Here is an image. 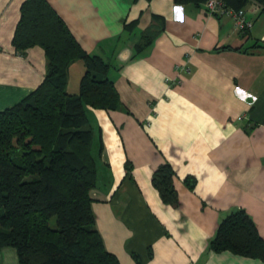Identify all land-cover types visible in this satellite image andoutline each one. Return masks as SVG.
I'll use <instances>...</instances> for the list:
<instances>
[{
    "label": "crops",
    "instance_id": "0c3cea01",
    "mask_svg": "<svg viewBox=\"0 0 264 264\" xmlns=\"http://www.w3.org/2000/svg\"><path fill=\"white\" fill-rule=\"evenodd\" d=\"M23 1L0 0V110L45 73L40 44L12 42ZM47 1L84 50L111 61L123 106L88 111L102 139L90 195L105 249L120 264H264L209 246L220 219L237 207L264 237L261 5L243 6L252 25L241 32L229 14L208 13L204 2ZM78 63L70 88L68 68L71 91L84 70ZM163 162L175 170L176 204L151 181ZM0 264H19L13 246L0 245Z\"/></svg>",
    "mask_w": 264,
    "mask_h": 264
},
{
    "label": "trees",
    "instance_id": "16d2710c",
    "mask_svg": "<svg viewBox=\"0 0 264 264\" xmlns=\"http://www.w3.org/2000/svg\"><path fill=\"white\" fill-rule=\"evenodd\" d=\"M174 1L200 7L205 0ZM248 1L224 0L234 9ZM255 1L264 9V0ZM12 42L16 48L40 44L46 68L39 85L0 110V245L13 246L19 264H120L95 227L90 195L102 139L89 108L123 107L109 76L111 61L84 50L47 0L21 3ZM75 59L84 70L71 91L68 68ZM174 174L163 162L151 178L172 204L178 202ZM209 246L264 258V237L242 207L220 219Z\"/></svg>",
    "mask_w": 264,
    "mask_h": 264
},
{
    "label": "built area",
    "instance_id": "2783aa9c",
    "mask_svg": "<svg viewBox=\"0 0 264 264\" xmlns=\"http://www.w3.org/2000/svg\"><path fill=\"white\" fill-rule=\"evenodd\" d=\"M205 10L212 14H229L234 21L237 30L244 32L251 28L252 19L248 18L243 7L234 9L228 6L224 0H205Z\"/></svg>",
    "mask_w": 264,
    "mask_h": 264
},
{
    "label": "rangeland",
    "instance_id": "374dc122",
    "mask_svg": "<svg viewBox=\"0 0 264 264\" xmlns=\"http://www.w3.org/2000/svg\"><path fill=\"white\" fill-rule=\"evenodd\" d=\"M78 59L73 60L70 64H69V88L71 87L72 83L78 78L79 75V67L81 66V64L78 63L75 64L76 62H80V60L76 61Z\"/></svg>",
    "mask_w": 264,
    "mask_h": 264
}]
</instances>
